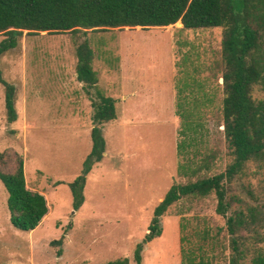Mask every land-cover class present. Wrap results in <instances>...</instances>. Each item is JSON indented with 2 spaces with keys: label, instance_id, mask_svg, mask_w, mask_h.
<instances>
[{
  "label": "rangeland",
  "instance_id": "obj_1",
  "mask_svg": "<svg viewBox=\"0 0 264 264\" xmlns=\"http://www.w3.org/2000/svg\"><path fill=\"white\" fill-rule=\"evenodd\" d=\"M178 23L78 33L24 31L17 46L0 55L2 77L15 88L17 112V121L7 123L0 83V152L12 158L4 170L14 168L18 155L28 187L42 192L49 205V215L35 230L19 231L9 222L8 195L0 182V264H106L124 258L135 264L134 251L154 209L173 183L189 181L179 174L177 148L186 141L185 118L199 116L202 124L203 138L184 149L189 157L196 154L197 165L209 164L198 177L225 170L222 31L182 29ZM4 39L0 34V42ZM84 40L94 53L97 89L115 100L116 118L102 126L103 157L87 176L83 203L75 211L68 184L80 175L92 147V108L75 78V47ZM199 69L210 79L197 92L189 86L202 81ZM209 97L213 101L205 105ZM243 181L257 182L250 175ZM216 203L211 194L173 204L161 218V234L144 245L141 264H182V236L183 246H192L204 229L212 234L223 226ZM181 218L187 219L183 233ZM195 231L199 236L193 237ZM61 237L62 244L51 245ZM227 254L213 264H226Z\"/></svg>",
  "mask_w": 264,
  "mask_h": 264
},
{
  "label": "trees",
  "instance_id": "obj_2",
  "mask_svg": "<svg viewBox=\"0 0 264 264\" xmlns=\"http://www.w3.org/2000/svg\"><path fill=\"white\" fill-rule=\"evenodd\" d=\"M178 22L182 29L222 31L221 128L228 162L223 172L198 177L209 170V164L204 160L197 165L196 154L189 157L184 149L196 146L198 139L203 138L202 124L197 120L199 116L181 121L186 141L177 146L182 159L179 174L189 181L173 183L160 200L142 242L136 246L133 260L141 264L144 245L161 234V218L173 204L213 194L217 202L215 213L222 218L223 226L212 234L204 229L192 246L184 247L187 239L182 236V264H213L225 251H228L226 264H264V0H0V34L5 35L0 42V55L15 48L24 31L30 35L168 28ZM75 55L76 80L92 108V147L80 175L68 184L76 211L83 203L86 178L103 157L102 126L115 120L116 109L115 100L97 89L94 53L87 40L76 44ZM196 72L202 81L189 88L198 92L204 90L210 78L202 76L200 69ZM0 83L5 88L6 121L13 124L17 121L15 88L3 79L1 70ZM193 94L190 90V95ZM210 97L205 105L213 101ZM191 100L199 104L198 100ZM13 159L14 168L5 171L12 158L0 152V182L8 195L9 222L19 231L32 232L49 215V205L42 192L28 187L22 159L18 155ZM250 166H253L251 173ZM249 175L256 179L255 186L243 181ZM183 221L187 219L181 218L179 222L181 233L186 228ZM195 236H199L198 231L193 232ZM62 241L63 237L51 245H60ZM106 264H129V261L124 258Z\"/></svg>",
  "mask_w": 264,
  "mask_h": 264
},
{
  "label": "crops",
  "instance_id": "obj_3",
  "mask_svg": "<svg viewBox=\"0 0 264 264\" xmlns=\"http://www.w3.org/2000/svg\"><path fill=\"white\" fill-rule=\"evenodd\" d=\"M75 74H76V73H75ZM75 78H76V77H75ZM25 81H26V78H25ZM98 81H99V79H98ZM97 85H98V84H97ZM90 106H91V105H90ZM91 128H92V127H91ZM90 138H91V137H90ZM90 150H91V149H90ZM88 154H89V153H88ZM88 154H87V155H88Z\"/></svg>",
  "mask_w": 264,
  "mask_h": 264
}]
</instances>
